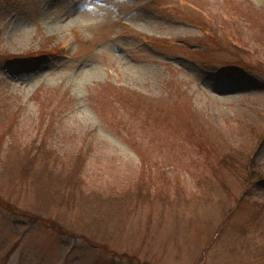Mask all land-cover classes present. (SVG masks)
Here are the masks:
<instances>
[{"label": "rangeland", "instance_id": "1", "mask_svg": "<svg viewBox=\"0 0 264 264\" xmlns=\"http://www.w3.org/2000/svg\"><path fill=\"white\" fill-rule=\"evenodd\" d=\"M0 264H264V0H0Z\"/></svg>", "mask_w": 264, "mask_h": 264}, {"label": "trees", "instance_id": "2", "mask_svg": "<svg viewBox=\"0 0 264 264\" xmlns=\"http://www.w3.org/2000/svg\"><path fill=\"white\" fill-rule=\"evenodd\" d=\"M258 135H259V130L256 131L253 136L258 137ZM45 139L47 141V138H45ZM42 141L39 142L37 140H34L33 143L29 145V148H24V152L25 153H26V151L28 152V153H26L28 158L26 159V161L23 163V166H22L23 175L24 176H30L32 179H35V182H36V181H39V179L43 178L45 175L49 174L48 177L45 176L46 178H48L47 179V186L49 187V188H46V191L49 190L50 188L52 190H54L55 187L60 186L61 188H64V190H63L64 192L67 188L70 189V194L73 191L77 192L76 191L77 184H75V183H78V181L81 179L83 170L85 168V165L83 166V161L87 155L86 150L84 149L85 150L84 151L82 149V150H78L76 153L67 154L65 156V158L62 159L58 155L55 156L57 153L54 150L52 151L51 149H49L48 147H50V146H47V143L42 142ZM26 149H30V150L32 149V150L28 151ZM41 152H43L44 154H47L53 158L47 160L44 163L46 168L40 170L41 178H36L34 176L33 170L31 169V161L30 160L33 157H36V155H40ZM54 153H56V154H54ZM226 153L227 152L224 151V152H222V155H226ZM240 153H241L240 151H238L237 153L235 151H233L232 152V158H236V156L239 155ZM54 157L59 159V161H57ZM32 160H34V159H32ZM58 162H60V164L63 168H67L68 170L71 169L74 172V174L72 173V171H68V178L65 177V179H64L62 176L55 173V170H52V167L58 165ZM62 170H64V169L58 170V173ZM60 177H62V178H60ZM58 180H61L64 182H61Z\"/></svg>", "mask_w": 264, "mask_h": 264}]
</instances>
